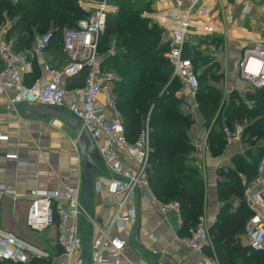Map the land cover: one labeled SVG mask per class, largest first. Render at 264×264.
I'll use <instances>...</instances> for the list:
<instances>
[{
	"label": "built area",
	"instance_id": "built-area-1",
	"mask_svg": "<svg viewBox=\"0 0 264 264\" xmlns=\"http://www.w3.org/2000/svg\"><path fill=\"white\" fill-rule=\"evenodd\" d=\"M166 1L169 7L151 17L168 34L169 49L164 56L173 66V77L181 81L191 98H196L200 80L192 59L184 55V48L191 34H211L215 31L213 25L197 19L195 14L197 7L208 0ZM79 5L87 17L80 19L77 27L63 30L60 45L67 56V63L62 68L50 65L44 58L54 37L52 32L36 35L31 48L21 50L14 38H9L3 29L0 30V96L12 92L8 103L13 107L18 103L43 104L66 111L83 123L112 175L110 190L115 197L114 214L110 222L103 225L102 235L92 239L89 255L83 260L79 256L83 245L78 224V218L83 212L79 185H64L52 191L32 189L29 192L27 223L35 231L54 226L58 231L57 242L62 251L53 257L47 249L25 240L14 231L0 227L1 262L29 263L38 258L53 259L56 264H122L126 242L113 234V229L137 223V193L149 184V125L146 124L134 143L128 141L113 91L117 79L112 71L103 67L100 54V43L108 17L118 10V6L111 0H80ZM252 41V44L245 47L239 61V78L252 91H260L264 90V46L260 40ZM115 49L116 42L113 40L110 51ZM32 56L37 57L43 65L48 75L46 82L36 80L30 85L26 83L25 75L33 70ZM83 73L86 74L85 84L68 88V79ZM101 95L104 96L102 106L98 103ZM245 130L242 123L234 126L224 124L226 144L243 140ZM9 132L10 128L4 127L0 121V142L9 140ZM196 142L202 151L209 149L207 137L200 136ZM240 177L243 178L241 174ZM243 185L244 201L252 212L245 224V238L253 251L263 252L264 159L256 179ZM0 191L16 195L15 190ZM159 205L163 212H176L180 224L184 223L179 202ZM181 241L196 252H202L212 244L211 223L204 214L199 216L196 225L189 227ZM164 258L162 255L160 261Z\"/></svg>",
	"mask_w": 264,
	"mask_h": 264
},
{
	"label": "trees",
	"instance_id": "trees-1",
	"mask_svg": "<svg viewBox=\"0 0 264 264\" xmlns=\"http://www.w3.org/2000/svg\"><path fill=\"white\" fill-rule=\"evenodd\" d=\"M79 1L0 0V27L7 20H14L7 36L14 38L21 50L31 48L37 33L50 31L54 36L50 48L55 49L58 40L62 39L63 30L77 27L78 21L87 17ZM111 2L118 5V10L108 17L100 51L109 52L111 42L115 40V51H110L111 54L102 63L104 68H114L121 76L113 91L123 118L125 134L128 141L134 143L148 123L151 147L149 184L162 201L174 200L180 203L184 220L183 231L186 232L189 227L197 224L206 204L202 176L188 161L194 148L188 132L194 125L195 118L180 109L183 98L178 95L179 88L176 86L181 81L173 77V66L164 56L169 49V41L162 40L164 28L142 17L144 11L151 9L150 6L139 5L136 0ZM203 38L202 36L193 47L194 51L186 43L184 55L192 59L200 80L198 108L203 124L207 127L213 125L208 142L211 154L217 156L223 152L227 143L224 124L246 125L243 138L248 145H252V142L256 144L260 137L264 138V90L256 91L251 96L254 101L250 107L238 92L226 103L221 89L202 85V81L208 76V80L212 81L214 76L220 78L222 74L217 61L196 51ZM216 67L220 68L217 73L214 71ZM38 74V66L34 64V71L26 76V83L32 84ZM85 77L86 74L83 73L69 79L73 81L72 86L77 87L85 84ZM256 147L245 154L250 160L244 154H238L233 158L235 167L218 170L222 180L218 183L217 195L224 204L219 221L212 228V235L221 264H238L237 259L241 257H244L247 264H264V251L256 252L249 247H243L238 239L252 214L244 201L245 187L240 173L244 174L247 183H251L258 176L264 145ZM237 199L243 201L234 211L232 204ZM234 254L237 259L231 260ZM0 264H52V259L35 258L29 263Z\"/></svg>",
	"mask_w": 264,
	"mask_h": 264
},
{
	"label": "crops",
	"instance_id": "crops-1",
	"mask_svg": "<svg viewBox=\"0 0 264 264\" xmlns=\"http://www.w3.org/2000/svg\"><path fill=\"white\" fill-rule=\"evenodd\" d=\"M148 1L152 10H157H154L153 14L169 7L166 0ZM145 14H148L147 10ZM195 14L197 19L213 25L215 31L211 34H191L187 43H193L195 37L199 36L197 39H200L203 36L204 38L199 41L198 50L200 51L204 47L216 48L215 42L218 40H225L229 47L233 45L237 47L239 44L238 53L231 52L228 55L226 51L224 58L221 60L216 58L215 61L221 69L228 70L226 80H233L228 85L224 84L225 95L228 96L230 90H237L241 96L245 97V92L251 89L239 78V61L245 47L252 44V40H260L264 46V0H208L197 7ZM12 25L14 20H7L0 30L3 29L7 34ZM164 34L167 40L166 30ZM60 48L63 55L61 58L55 55L56 51L53 48H49L44 55L46 62L56 68H62L67 63V56L61 45ZM231 48L233 50V47ZM204 53L213 59L217 56L215 53ZM31 61L33 70L25 75V78L33 73L35 64L39 70L36 80L46 82L48 75L39 59L32 56ZM72 84L73 81L68 79V88L76 86ZM230 84L233 85L232 89H228ZM12 94L9 92L0 96V121L4 127L10 128L9 140L0 142V190H15L16 195L0 191V227L16 232L25 240L47 249L53 257H56L62 251L57 242L56 228L50 226L42 231H35L27 223L30 206L29 192L32 189L52 191L61 189L64 185H79V200L83 211L78 218L79 233L83 243L79 256L84 260L89 255L92 239L102 235L103 225L108 224L114 214L115 197L110 190L112 175L99 153L98 146L92 155L95 165L88 163L84 169L82 157L76 145L74 129L63 119L54 116H30V112L24 109L23 103L13 107L8 103V98ZM188 98L190 105L192 98L190 96ZM227 98L224 100L226 103L229 102ZM98 103L101 106L104 105L103 95L99 97ZM212 128L206 129L199 117L188 132L191 144L194 146L188 161L198 169L204 182L206 204L201 215L204 214L211 223L212 244L202 252H196L183 243L181 239L186 233L183 231L184 223L180 224L176 212L160 210L159 204L166 202L159 199L148 184L137 193L139 208L137 223L125 224L113 229V234L126 242L122 264H221L212 235V228L219 221L224 204L217 195L218 183L222 180L218 170L235 167L233 158L238 154H244L245 158L250 160L245 155L246 152L260 145L257 143L248 145L243 139L226 144L223 152L214 156L210 148L202 151L196 142L200 136L207 137L208 140ZM241 175L243 177L241 180L244 179L243 184L247 183L244 174ZM241 201L242 199H237L233 202L234 211ZM244 232L238 236V239L243 247L250 248ZM162 255L165 258L161 262ZM236 256L234 254L231 260H236ZM237 260L238 264H247L244 257ZM52 264H56L53 259Z\"/></svg>",
	"mask_w": 264,
	"mask_h": 264
},
{
	"label": "rangeland",
	"instance_id": "rangeland-1",
	"mask_svg": "<svg viewBox=\"0 0 264 264\" xmlns=\"http://www.w3.org/2000/svg\"><path fill=\"white\" fill-rule=\"evenodd\" d=\"M136 3L137 4H139V5H142V6H150V2L148 1V0H136ZM117 5V4H116ZM118 6V5H117ZM149 8H151V7H149ZM155 10V9H154ZM152 10V8L151 9H149V10H147L148 11V14H145V11L143 12V14H142V16L144 17V18H147V19H150L153 23H157L158 25H160L158 22H156V21H154V19H152V18H150L152 15H154L153 14V12H155V11H157V10ZM150 14H151V16H150ZM161 27H162V25H160ZM164 30H166V29H164ZM39 34H43V33H37L36 35H39ZM35 35V36H36ZM197 37H199V36H197ZM197 37H195L193 40V43H190L189 44V46H190V49H191V51H194L195 49L193 48L194 46H195V44H196V42H198V40L199 39H197ZM166 39V37H165V34L163 33V35H162V40H165ZM208 42V41H207ZM58 45L55 47V55L56 56H58V57H62L63 55H62V53H61V48H60V40H58V43H57ZM215 45H216V48H203L201 51L200 50H196L198 53L200 52V53H204V52H206V53H208V54H213V53H215L217 56L216 57H214V60L217 58V59H222V58H224V53L227 51V54L229 55V54H231V52L233 53V54H236V53H238V51L240 50V48H239V44H238V46L237 47H235L233 44V46H230L229 47V45L227 44V43H225V40L224 41H221V40H218V41H216L215 42ZM231 47H233V50H232V48ZM109 50V49H108ZM101 52V51H100ZM108 54H111V52L109 51H104V52H101V59L104 61L107 57H108ZM60 55V56H59ZM58 57H56V58H58ZM210 63H212V61L210 60L209 61ZM105 64V63H104ZM214 64V63H213ZM201 65V64H200ZM228 68V67H227ZM105 69H107V70H109V71H112L113 72V74H114V76L116 77V82H115V86H114V89H115V87H116V85H117V83H118V81H120L121 80V76L117 73V71L114 69V68H109V67H107V66H105ZM200 71H202L201 69H200ZM214 71H215V73H217V71H220V68L219 67H216L215 69H214ZM221 71L223 72L222 74H221V77L220 78H217L216 76H214V78H213V80L211 81V80H208V78H209V76H208V78L207 79H204L203 81H202V85H204V86H208V85H211L212 87H216V88H219V89H221V91H222V93H223V100L224 99H226L228 96V98L227 99H229L230 100V98H231V96H235L236 94H235V92H237V90H230V94L228 95V96H226L225 95V93H224V90H223V87H224V84H229V82H231V81H233L232 79H231V81H227L226 79V77H227V69H221ZM212 73H214V72H212ZM230 78V77H229ZM238 79V78H237ZM230 80V79H229ZM228 82V83H227ZM178 86H176V88H179V93H178V95L180 96V97H182L183 98V102L180 104V109L182 110V111H184L185 113H190V114H192L193 116H194V118H195V122H196V119H198L199 117L202 119V116H201V113H200V111H199V108H198V101H197V97L196 98H192L191 99V104L189 105L188 103H189V96L187 95L188 93H187V91L185 90V87L183 86V84L181 83H179L178 82V84H177ZM231 85V84H230ZM232 87H233V85H231V86H229V88L228 89H232ZM254 93H256V91H252V90H249L248 89V91H246L245 92V97L244 96H242V100H244V101H246L247 103H248V105H250V107H252V104H253V102L252 101H254L253 99H252V95L254 94ZM186 106V107H185ZM196 114H198L199 116H197ZM202 123H203V119H202ZM195 124V123H194ZM237 124V123H236ZM198 125V124H197ZM194 126V125H193ZM192 126V127H193ZM213 125H211V127H212ZM246 126V125H245ZM204 127L206 128V129H208L209 127H207V126H205L204 125ZM209 130V129H208ZM207 130V131H208ZM244 139V138H243ZM256 143L257 144H259L260 146H262V145H264V138L263 137H260V138H258L257 140H256ZM263 159H264V156H263V158H262V161H263ZM261 161V162H262ZM170 201H174V200H170ZM243 201V200H242ZM241 203V202H240ZM240 205V204H239ZM238 205V206H239Z\"/></svg>",
	"mask_w": 264,
	"mask_h": 264
},
{
	"label": "water",
	"instance_id": "water-1",
	"mask_svg": "<svg viewBox=\"0 0 264 264\" xmlns=\"http://www.w3.org/2000/svg\"><path fill=\"white\" fill-rule=\"evenodd\" d=\"M24 109L30 112V116L49 115L66 121L75 132L76 145L82 157L84 169L88 163L95 165L92 159L94 151L97 149L95 141L92 139L86 127L79 121L77 117L66 111L54 109L43 104H24ZM255 143L252 142V145Z\"/></svg>",
	"mask_w": 264,
	"mask_h": 264
},
{
	"label": "bare ground",
	"instance_id": "bare-ground-1",
	"mask_svg": "<svg viewBox=\"0 0 264 264\" xmlns=\"http://www.w3.org/2000/svg\"><path fill=\"white\" fill-rule=\"evenodd\" d=\"M256 38H258L257 36H255Z\"/></svg>",
	"mask_w": 264,
	"mask_h": 264
}]
</instances>
